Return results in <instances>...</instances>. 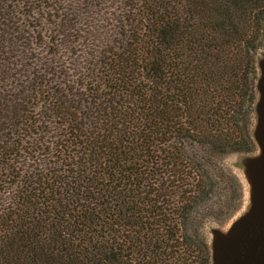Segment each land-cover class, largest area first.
<instances>
[{"label": "trees", "instance_id": "trees-1", "mask_svg": "<svg viewBox=\"0 0 264 264\" xmlns=\"http://www.w3.org/2000/svg\"><path fill=\"white\" fill-rule=\"evenodd\" d=\"M263 49L264 0H0V264H211Z\"/></svg>", "mask_w": 264, "mask_h": 264}, {"label": "water", "instance_id": "water-1", "mask_svg": "<svg viewBox=\"0 0 264 264\" xmlns=\"http://www.w3.org/2000/svg\"><path fill=\"white\" fill-rule=\"evenodd\" d=\"M256 65L257 98L251 135L257 152L243 155L249 206L227 229L210 230L211 264H264V49Z\"/></svg>", "mask_w": 264, "mask_h": 264}, {"label": "rangeland", "instance_id": "rangeland-1", "mask_svg": "<svg viewBox=\"0 0 264 264\" xmlns=\"http://www.w3.org/2000/svg\"><path fill=\"white\" fill-rule=\"evenodd\" d=\"M256 152H257V148L255 147V151L251 153L255 154ZM244 158L245 157L243 156V154H232V155H229L226 159V164L230 167V169L233 171V173L238 177V179L242 183L243 190H244V197L242 200V205L224 223L222 224L210 223L206 226L205 236H206L208 243L211 238L210 230L212 228H220L223 230L227 229L228 226H230V224L233 222V220H235L240 214L246 211L249 206V186H248L247 179H246L245 172H244V166H243V163L245 160Z\"/></svg>", "mask_w": 264, "mask_h": 264}]
</instances>
